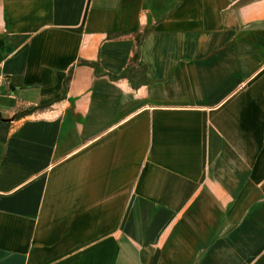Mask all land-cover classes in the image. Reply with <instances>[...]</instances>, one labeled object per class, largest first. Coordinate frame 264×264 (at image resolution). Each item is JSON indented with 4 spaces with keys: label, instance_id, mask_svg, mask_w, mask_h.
I'll list each match as a JSON object with an SVG mask.
<instances>
[{
    "label": "crops",
    "instance_id": "1",
    "mask_svg": "<svg viewBox=\"0 0 264 264\" xmlns=\"http://www.w3.org/2000/svg\"><path fill=\"white\" fill-rule=\"evenodd\" d=\"M0 79V264H264V0H0Z\"/></svg>",
    "mask_w": 264,
    "mask_h": 264
},
{
    "label": "trees",
    "instance_id": "2",
    "mask_svg": "<svg viewBox=\"0 0 264 264\" xmlns=\"http://www.w3.org/2000/svg\"><path fill=\"white\" fill-rule=\"evenodd\" d=\"M144 34L145 33L137 35L133 55L129 61L128 66L125 68L123 73L119 77H110L111 79L126 78L130 82L133 88H138L139 86L146 83V80H145L146 68L139 63V51H138L140 42L143 39ZM79 64L92 67L96 74L102 73L97 63L80 61ZM50 105L51 104L37 105V106H24L22 104H19L15 110L14 120L19 121L27 116L40 113L46 110L47 108H49Z\"/></svg>",
    "mask_w": 264,
    "mask_h": 264
},
{
    "label": "built area",
    "instance_id": "3",
    "mask_svg": "<svg viewBox=\"0 0 264 264\" xmlns=\"http://www.w3.org/2000/svg\"><path fill=\"white\" fill-rule=\"evenodd\" d=\"M2 83H3V80H2V79H0V87H1Z\"/></svg>",
    "mask_w": 264,
    "mask_h": 264
}]
</instances>
